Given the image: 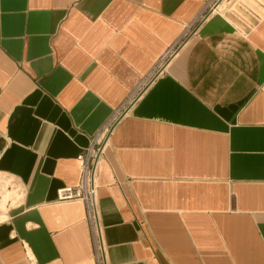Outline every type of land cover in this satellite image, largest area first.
Segmentation results:
<instances>
[{"label": "crops", "instance_id": "0c3cea01", "mask_svg": "<svg viewBox=\"0 0 264 264\" xmlns=\"http://www.w3.org/2000/svg\"><path fill=\"white\" fill-rule=\"evenodd\" d=\"M213 1L0 0V264H96L58 191L169 49L99 163L108 263L264 264V0Z\"/></svg>", "mask_w": 264, "mask_h": 264}, {"label": "built area", "instance_id": "2783aa9c", "mask_svg": "<svg viewBox=\"0 0 264 264\" xmlns=\"http://www.w3.org/2000/svg\"><path fill=\"white\" fill-rule=\"evenodd\" d=\"M223 0H214L199 16L204 18L211 12L216 11L219 3ZM174 50L169 49L161 59L152 75L146 76L130 94L123 106L119 108L113 117L103 125L101 129L92 137L91 143L79 155L81 162V176L77 185L65 186L59 189V200H79L85 206V220L89 227L90 238L93 247V257L96 264H109L107 260V245L104 236V226L101 220V212L98 199V169L104 149L108 143L110 135L120 120L123 113L134 104L142 95L147 87L156 78V75L162 71L163 66L172 56ZM20 194L23 191L20 189Z\"/></svg>", "mask_w": 264, "mask_h": 264}, {"label": "rangeland", "instance_id": "374dc122", "mask_svg": "<svg viewBox=\"0 0 264 264\" xmlns=\"http://www.w3.org/2000/svg\"><path fill=\"white\" fill-rule=\"evenodd\" d=\"M219 5L222 6L223 11L228 12V11H233L234 13L238 14L241 18L251 20V17L253 18H258L257 15H255L254 11L252 9H246L247 7H244L241 5L237 4L234 0H223ZM239 11V12H238Z\"/></svg>", "mask_w": 264, "mask_h": 264}, {"label": "bare ground", "instance_id": "6f19581e", "mask_svg": "<svg viewBox=\"0 0 264 264\" xmlns=\"http://www.w3.org/2000/svg\"><path fill=\"white\" fill-rule=\"evenodd\" d=\"M219 6V5H218Z\"/></svg>", "mask_w": 264, "mask_h": 264}]
</instances>
